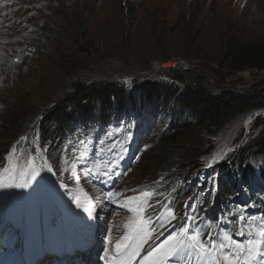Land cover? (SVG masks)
<instances>
[{
  "label": "rangeland",
  "instance_id": "374dc122",
  "mask_svg": "<svg viewBox=\"0 0 264 264\" xmlns=\"http://www.w3.org/2000/svg\"><path fill=\"white\" fill-rule=\"evenodd\" d=\"M30 2L18 25L11 22L19 15L17 10L20 11V6L17 0H1V4L10 6L16 15L10 17L7 24L0 19V124L6 125L5 128L0 127L3 130L0 133V169L8 165V151L15 145L17 152L13 164L22 167L26 160L33 158L41 178L43 175L47 178L49 172L47 168H43L45 172L39 171L40 165L44 163L39 155L45 148V144L43 148L39 144L43 138L49 139L52 134L49 135L48 130L35 128L24 135L27 136L24 143L23 141L15 143L13 137L16 131H13L20 123L21 115L25 117L24 129L27 130L30 129L32 121L35 123L40 121L42 125L51 123L53 105L65 98L69 91V82L77 78L103 79L115 71L116 78L110 80L116 81L119 86L122 85L126 93H131L146 86L157 87L156 79L160 80L157 71L162 75L164 72L161 71L168 69L155 70L158 65L153 64L154 61H159L163 68H169V63L165 61L180 57L190 64L185 70L198 71L204 78L213 75L222 83L231 82L235 88H243L245 93H255L257 89H264V72L250 68L234 72L222 58L224 52L222 44L227 38L241 42L264 41V0H30ZM9 12L10 9L5 11L0 9V13L4 15ZM41 25H46L51 33L39 34L38 27ZM237 85H240V88ZM254 88L256 90L253 92ZM171 101L172 99L166 103L169 108L173 106ZM160 106L164 107L163 102ZM166 111L171 113L172 109L164 110L163 113ZM251 112L229 124L213 138L215 150L213 151L215 153L227 151L222 160H227L228 164L243 153L250 139H255L254 135L258 133V125L255 123L257 117L250 123L254 124L252 133L250 124L245 126ZM177 119L178 117H175V121ZM155 124L156 121L153 120L148 127L147 150L127 174L123 160L129 149H125L123 154L120 150L111 153H104L101 150V153L83 157L81 170V165L77 164L76 159L64 160L55 156L56 159L52 158L53 165L47 162L60 174L53 176L54 180L59 179L61 182L63 176L70 184L66 190L81 197L85 205L81 208L84 213H88L85 210L88 205L85 196L90 198L91 204L94 205V213L89 219H92L94 224L99 221L97 231L100 233L97 234V244L100 248L94 246L87 256L93 264L105 263L102 259L105 249L110 253L115 251V242L123 235L124 224L133 215L132 212L121 209H125L127 198L139 195L147 183L143 171L149 168V164L155 158L151 144L156 139L150 135L155 129ZM97 161L101 165L100 170L90 172L89 169ZM195 170L193 167L179 165L174 175L184 177L193 174ZM104 171H108L109 175L105 176ZM205 177L206 184L201 190L202 194L209 190L207 187L210 178L208 175ZM189 180H185L184 183H188ZM220 180L221 176L218 178L219 184ZM81 189L83 191H80ZM109 192L115 194L112 199L107 197ZM209 196H212L211 191ZM113 199L120 201L121 209L114 210L111 206ZM42 200L52 213L49 203L43 198ZM209 205L210 202L206 206ZM148 213L146 211L144 213L146 219H149ZM160 220L156 218L149 225L150 229L155 228L154 238L136 257L141 262L154 247L178 230L175 228L156 238L164 229L161 224L157 227ZM172 221L174 220L169 218L165 225ZM30 227L31 230L28 229ZM38 232L33 223L26 227V235L35 243ZM54 232V236L49 234L48 237L54 239L58 230ZM230 232L231 229L223 231L222 236ZM21 237L22 233L19 230L14 232V235L9 233L4 247L13 240L19 241ZM202 239L209 240L205 237ZM150 242L152 244H149ZM174 258H176L174 264L189 263L192 260L183 256ZM50 260L51 264L63 262L61 259L53 262L52 258ZM194 260V264H198L195 257ZM220 262L224 264L222 257ZM209 264L217 262L210 261Z\"/></svg>",
  "mask_w": 264,
  "mask_h": 264
},
{
  "label": "trees",
  "instance_id": "16d2710c",
  "mask_svg": "<svg viewBox=\"0 0 264 264\" xmlns=\"http://www.w3.org/2000/svg\"><path fill=\"white\" fill-rule=\"evenodd\" d=\"M38 29L39 34L51 33L46 25H41ZM222 46L224 51L222 58L227 61L230 70L241 72L244 68H250L264 72V41L241 42L227 38ZM161 72L165 74L161 75L158 71L156 73L160 77H158L160 80L156 79L157 87L146 86L131 93H126L122 85L119 86L116 81L110 80L116 78L115 71L103 79L71 80L65 98L53 105L51 123L42 125L40 121L37 123L32 121L30 129L27 130L24 129L25 117L21 115L20 123L13 131H16L14 141L16 143L21 141V137L27 138L24 135L35 128L48 130V134L52 135L49 139L43 138L39 145L42 147L45 144L42 155L44 160L52 164L54 160L52 158L60 157V142H66L63 140L66 133H74L79 120L115 123L118 117L127 112L130 116L134 111H140L143 119L151 118L156 121L155 129L150 132L156 139L151 144L155 158L149 164V168L143 171L144 176L147 183L159 180L171 186L179 165L200 168L203 162H208L211 157L220 153L214 152V136H218L229 124L248 112L264 106V89H257L255 93H233L208 84L200 72L183 71L178 68ZM166 88L168 91H165ZM171 99L173 106L169 108L166 103ZM161 102L163 108L160 106ZM171 109V113L168 111L163 113L164 110ZM175 117H178L176 121ZM255 123L258 125L255 139H250L243 153L230 163L231 166L228 168L230 171L235 164L245 161L247 156L264 153V114L257 116ZM5 126L0 124V127ZM136 127L138 131L141 130L140 123H137ZM250 127L252 133L254 124H250ZM2 131L0 129V133ZM226 165L227 160H222L215 164L214 168L216 171L222 170L226 169ZM246 166L249 167L247 164ZM179 190L184 201L192 193L184 186H180ZM234 190L230 182H225L219 196L232 193Z\"/></svg>",
  "mask_w": 264,
  "mask_h": 264
},
{
  "label": "snow or ice",
  "instance_id": "6c2138e0",
  "mask_svg": "<svg viewBox=\"0 0 264 264\" xmlns=\"http://www.w3.org/2000/svg\"><path fill=\"white\" fill-rule=\"evenodd\" d=\"M252 115L248 117L245 123H248L252 119ZM26 137H21L20 140H25ZM231 151V149H229ZM17 152V148L14 145L8 153L7 160L8 165L3 169H0V188H27L39 172L35 164V159L29 158L25 164L21 167L17 164H13V159ZM226 153L214 155L211 158V163L216 162L219 159H223ZM41 160H44L42 154L39 155ZM40 168H47L49 172L52 171L50 165L44 160V163L40 165ZM101 168L100 163L97 161L89 171H99ZM105 176L109 175L108 171H104ZM66 187V185H62ZM80 191H83L82 189ZM114 193H107V197L112 199ZM153 196L150 191H143L137 196H130L127 198L124 207L133 213L129 217L128 221L124 224L125 231L123 235L115 242V251L110 253L108 249H105L104 257L105 264H132V261L139 256L144 246L151 241L155 228H149L151 224L150 219H146L144 216L147 201ZM84 199L87 201L88 207L86 211L91 215L94 205L91 204L90 198L86 196ZM191 199V198H190ZM73 200L77 207H85L81 201L80 196H73ZM171 219H176V215L168 207L166 209V215L162 216L164 222ZM187 220H194L195 217L186 216ZM241 221L245 220V217L239 218ZM163 227V224H161ZM250 238L244 241L233 240L231 235L225 233L223 240L227 243H216L211 242V233H209V240L205 241L202 239V233L199 229H190L187 223L178 226V230L174 231L167 237L162 243L154 247L148 256L144 258L142 264H169L170 260L174 257H185L190 259L195 257L198 264H209L210 261L217 262L220 264L222 254V261L224 264H264V224L258 227H249L247 229ZM239 234L245 235V230L242 229ZM225 248L230 249L229 252L223 253Z\"/></svg>",
  "mask_w": 264,
  "mask_h": 264
},
{
  "label": "bare ground",
  "instance_id": "6f19581e",
  "mask_svg": "<svg viewBox=\"0 0 264 264\" xmlns=\"http://www.w3.org/2000/svg\"><path fill=\"white\" fill-rule=\"evenodd\" d=\"M17 3H19L20 11L17 10V13L19 15L15 16L16 14L11 10V7L10 6L9 7L3 6L1 4V0H0V7H1L0 9L2 11L10 9V12L7 15L0 13V19L3 21L4 24L5 23L7 24L9 22L10 17L15 16L11 22L19 25L21 22V16L25 13V9L30 5L31 2H30V0H17ZM9 195H10L11 199H13V198L17 199V207H20V209H21V206H20L21 198H19L20 189H18V188L16 189L15 187L11 188ZM42 227H44L43 224H42ZM42 227L39 224V231L42 234H40L39 237L37 236L38 245L36 247L34 257H35V255H39V257H41L42 254L44 253V251L47 249L44 246V244L48 245V239H47V236L45 235L44 228H42ZM61 232H60L61 237H59V240L57 241L58 243L56 244L59 248L57 250L58 252H61L62 250H70V249L72 250L75 247H79V250L82 249L83 254L90 251V248L92 246H89L91 244L87 245L88 244L87 242L84 243L82 241V239H81V237H83L82 234L72 236L67 227H63ZM95 243H96V240L93 241L92 245L95 246ZM28 247H32V241L30 240V238H27L26 236H24V238L20 244L12 243L6 248L0 247V264H28V261L30 258ZM97 247L100 248L99 244H97ZM27 256H28V258H27ZM34 257H33V259L35 260L36 257L35 258ZM82 259L83 260L85 259L84 255L82 256ZM172 259L170 260L169 264H174L172 262ZM135 261L138 264H140V260L134 259L133 263ZM65 264H67V263H65ZM72 264H93V263H90L88 260H86V261H73Z\"/></svg>",
  "mask_w": 264,
  "mask_h": 264
},
{
  "label": "built area",
  "instance_id": "2783aa9c",
  "mask_svg": "<svg viewBox=\"0 0 264 264\" xmlns=\"http://www.w3.org/2000/svg\"><path fill=\"white\" fill-rule=\"evenodd\" d=\"M167 63H169V66L170 67H179V68H181V69H183V70H185L186 68H188V67H190V64L186 61V60H184V59H182V58H180V57H175V58H170V59H168L167 61H166ZM157 64L158 66H156L155 68H161L162 67V65L160 64V62L159 61H154L153 62V64ZM152 64V65H153ZM230 75V74H229ZM206 76V75H205ZM206 78H207V80L210 82V83H213V84H216V85H218L219 87H221V88H223V89H225V90H228V91H230V92H233V93H240V94H244L245 92L243 91L244 89L243 88H240V85H237L240 89H237V88H235L234 86H233V84L231 83V82H223V83H225V84H223L222 82H220L215 76H206ZM227 83V84H226ZM254 90H256L255 88L253 89V92H254Z\"/></svg>",
  "mask_w": 264,
  "mask_h": 264
},
{
  "label": "water",
  "instance_id": "95a60500",
  "mask_svg": "<svg viewBox=\"0 0 264 264\" xmlns=\"http://www.w3.org/2000/svg\"><path fill=\"white\" fill-rule=\"evenodd\" d=\"M260 114H264V107L261 109H258L257 111L252 112L250 115H252V117L255 118L256 116Z\"/></svg>",
  "mask_w": 264,
  "mask_h": 264
}]
</instances>
